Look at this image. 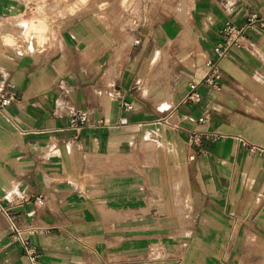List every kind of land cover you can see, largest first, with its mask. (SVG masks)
I'll return each mask as SVG.
<instances>
[{"label": "crops", "instance_id": "obj_1", "mask_svg": "<svg viewBox=\"0 0 264 264\" xmlns=\"http://www.w3.org/2000/svg\"><path fill=\"white\" fill-rule=\"evenodd\" d=\"M34 1L0 0V30ZM140 3L129 27L61 9L44 52L0 41V96L15 94L1 204L44 264H264V26L220 60L218 86L203 81L226 22L264 19V0H184L183 19L158 7L151 21L154 0ZM173 180L181 217L156 211ZM0 264H29L1 211Z\"/></svg>", "mask_w": 264, "mask_h": 264}, {"label": "rangeland", "instance_id": "obj_2", "mask_svg": "<svg viewBox=\"0 0 264 264\" xmlns=\"http://www.w3.org/2000/svg\"><path fill=\"white\" fill-rule=\"evenodd\" d=\"M184 0H154L146 21L152 20L153 12L161 7L173 16L183 19L181 16L187 10H181L180 5ZM189 3V0H186ZM190 4V3H189ZM61 9H67L70 12H80L85 10L109 11L114 16V24L125 27L133 26L138 23V15L142 10L140 0H35L30 3L28 13L17 10L16 16L4 25L0 30V41L12 47L11 53L28 54L40 51H46L53 42V33H48L50 26L53 25L54 19L51 17L54 13H60ZM143 17L140 21H143ZM142 23V22H141ZM6 29L9 33H6ZM163 187H166L163 184ZM171 199L166 196L164 189H158L155 201L156 211L164 215L167 212L177 214L178 217L184 215L181 211L182 199L177 180H173ZM173 203H172V201ZM172 203V206H171ZM173 210V211H172Z\"/></svg>", "mask_w": 264, "mask_h": 264}, {"label": "built area", "instance_id": "obj_3", "mask_svg": "<svg viewBox=\"0 0 264 264\" xmlns=\"http://www.w3.org/2000/svg\"><path fill=\"white\" fill-rule=\"evenodd\" d=\"M257 25L264 26V19L259 18L256 14H252L247 21L242 25L238 26L231 21L226 22L222 30L220 31L221 39L214 47V52L216 55V59H208L207 60V71L203 78L204 82H207L210 85L218 86L219 80L221 78L220 71V60L226 56H228L234 48H243L246 46L247 41V31L251 28L256 27ZM197 85L192 84V88H195ZM15 94L12 92L5 93L0 96V111L4 110L11 102L14 100ZM125 107L130 109L131 105L129 103H124ZM90 124V115L87 111L78 110L70 120V126L74 129H81L84 126ZM197 135H194L193 141L198 142ZM36 201L40 204L44 203V195L39 194L35 197ZM0 211L5 216L9 223V228L12 232V237L19 241L25 254L27 256L29 264H44L40 259V254L32 245L29 240H26L23 237V232L25 228L21 227L13 212L9 206H5L1 204L0 201ZM37 228L29 227L28 230L35 231Z\"/></svg>", "mask_w": 264, "mask_h": 264}]
</instances>
